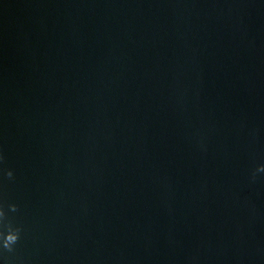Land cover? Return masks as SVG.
<instances>
[{
    "label": "water",
    "instance_id": "95a60500",
    "mask_svg": "<svg viewBox=\"0 0 264 264\" xmlns=\"http://www.w3.org/2000/svg\"><path fill=\"white\" fill-rule=\"evenodd\" d=\"M0 155V264H264V0H0Z\"/></svg>",
    "mask_w": 264,
    "mask_h": 264
},
{
    "label": "clouds",
    "instance_id": "9594fccd",
    "mask_svg": "<svg viewBox=\"0 0 264 264\" xmlns=\"http://www.w3.org/2000/svg\"><path fill=\"white\" fill-rule=\"evenodd\" d=\"M3 160V156L2 155H0V161H2ZM9 175H10V173H9Z\"/></svg>",
    "mask_w": 264,
    "mask_h": 264
}]
</instances>
